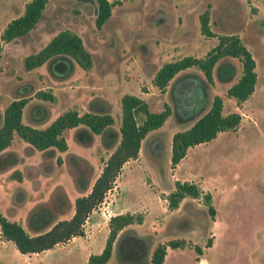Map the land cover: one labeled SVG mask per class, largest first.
Instances as JSON below:
<instances>
[{
  "label": "rangeland",
  "instance_id": "1",
  "mask_svg": "<svg viewBox=\"0 0 264 264\" xmlns=\"http://www.w3.org/2000/svg\"><path fill=\"white\" fill-rule=\"evenodd\" d=\"M28 1L0 0V33L7 22L22 13L24 3ZM108 1H114L112 9L120 13L127 28L141 22L144 12L156 11H152L154 0H150L144 9L142 0ZM205 1L159 0L160 11L167 13L171 24L159 25L155 33H142V37L137 32L136 40L131 44L119 27L111 23L93 37L82 20L74 26L77 20L70 17L68 8L82 9L89 15L93 2L47 0L36 29L21 36V48L15 51L16 44H12L9 50L1 52L0 116L11 100L25 95L29 100L22 110L24 124L43 128L59 113L73 108L79 113H109L113 118L112 128L117 130L120 123L119 99L125 93L145 101L150 111H158L168 104L171 113L160 127L146 134L138 157L122 167L115 187L84 223L82 236L72 237L66 243L38 254H21L11 242L0 237V264H85L89 254L100 252L107 234L108 218L119 211L140 213L142 223L129 227L137 234H150L153 245L168 238H183L190 244L182 249H168L162 264H264L263 31L256 32L251 23L245 27L246 19L258 17V10L264 12V0H235L236 6L216 2L212 24L209 19L215 34L236 33L252 55L256 80L253 92L245 101L238 104L226 96L227 87L240 75V63L235 58L219 59L213 67L210 82L196 68L177 73L163 91H159L151 81L163 63L185 55L203 57L216 44V36H204L199 30L196 39L178 41L180 27L176 24L189 14L187 21H191V26L194 27L193 22L198 25V15L205 9L209 11V6L202 5ZM176 17H179L177 22ZM53 19L59 26L56 27L55 23L50 25ZM258 25L264 27L263 23ZM62 29L78 34L89 53L95 47L90 38L111 48L103 52L101 61L91 56L92 65L87 71L66 58H53L37 68L26 70L23 57L33 53L35 46L41 48ZM44 30L48 34L41 41L39 36ZM185 35L193 39L194 32ZM33 37L35 45L29 43ZM140 41L143 45L138 47ZM1 45L3 49L5 44ZM59 59L63 62L62 68L54 66ZM39 89L50 91L55 102L34 98L33 93ZM215 94L222 99V115L237 112L240 123L233 130L218 132L208 142L188 147L184 157L171 169V135L189 127L209 107ZM36 107L47 111L41 120L33 118ZM192 107L195 108L191 112ZM75 131L76 128L64 132L65 151L54 150L52 153L34 150L14 135L12 144L0 158V212L7 219L18 222L29 234L38 231L30 228L28 216L45 207L56 206L59 200L55 199L54 191L57 192V188L64 191L71 207L57 214L51 209L50 214L54 211V217L50 222L70 215L75 197L83 193L76 190L70 169L89 165V173L94 178L101 168V159L112 150L104 147L100 135H93L89 144H79L75 140ZM14 157H17L16 163L6 166ZM14 170L21 173L19 181L9 178ZM175 180L192 181L210 193V203L215 209L213 219L206 214L201 198H184L176 209L168 210L165 198ZM184 215H191L195 228L186 233L164 235L166 225ZM208 239L210 245L206 246ZM114 245L107 264L115 263ZM193 245L201 249L200 254L193 250Z\"/></svg>",
  "mask_w": 264,
  "mask_h": 264
},
{
  "label": "trees",
  "instance_id": "2",
  "mask_svg": "<svg viewBox=\"0 0 264 264\" xmlns=\"http://www.w3.org/2000/svg\"><path fill=\"white\" fill-rule=\"evenodd\" d=\"M95 6L94 24L100 28L109 16L110 7L114 1L89 0ZM47 0H29L24 4L23 12L12 18L0 33V59L2 43H8L18 37L29 33L38 22ZM264 22V21H262ZM199 32L207 37L216 36V44L208 50L203 57L185 55L179 59L163 63L153 74L152 84L163 91L168 82L179 72L188 68H196L204 79L211 81L212 70L221 58H235L240 63V75L235 82L226 89V96L240 104L253 92L256 73L255 63L251 53L241 42L236 34H215L209 25V11L203 10L198 15ZM264 32V27L262 28ZM264 44V34L262 35ZM53 58H66L74 61L83 71L91 65V55L82 44V40L75 32L63 29L55 33L41 48L34 53L25 55L22 59L23 67L31 70L49 62ZM56 61L54 66L60 67L63 62ZM62 68V67H60ZM34 98L50 103L55 102V97L50 91L37 90L32 95ZM28 96L22 95L11 100L3 109L0 116V158L5 150L12 144L16 135L30 148L40 152L56 150L63 152L67 148L64 132L75 129V140L79 144H89L93 135H100L104 147L112 148L106 158L101 159L102 165L97 175L91 177L90 166H73L70 173L77 191L83 192L75 197L72 210L68 217L50 222L54 211L64 213L67 211L68 202L61 188L54 191L58 204L48 209L32 212L27 219L30 228L38 231L29 234L15 221L7 219L0 212V237L13 244L21 254H38L52 249L58 244H64L72 237L83 235V226L89 215L98 208L106 194L114 187L115 181L122 171V166L129 160L137 158L140 143L145 135L157 129L170 115V107L164 104L158 111H150L145 101L133 94L120 96V123L117 130L112 128L113 118L109 113L85 111L79 113L70 108L59 113L43 128H36L24 124L21 120L22 110L28 102ZM34 120H41L47 111L36 107ZM222 99L213 95L209 107L200 114L192 124L181 131H176L170 138L169 166L173 169L181 158L184 157L188 147L205 143L215 138L218 132L235 129L240 122V115L231 112L222 115ZM195 115V114H194ZM193 115V116H194ZM192 118V117H191ZM17 157L6 163L11 166ZM57 164L60 159L56 158ZM92 172V171H91ZM9 178L19 181L21 173L12 171ZM58 196L60 198H58ZM201 198L206 207V214L213 219L215 209L210 203V193L203 191L197 183L192 181L173 182V188L166 194L168 210H174L184 198ZM54 210L51 214L50 212ZM55 214V215H56ZM191 215L176 218L166 225L164 235L171 233H186L194 227ZM143 216L140 213H116L107 221V234L99 253L89 254L85 264H107L114 247V264H162L167 250L182 249L190 246L183 238H168L153 245L150 234H137L129 227L132 224H141ZM210 245V240L206 246ZM193 250L201 253V249L193 245Z\"/></svg>",
  "mask_w": 264,
  "mask_h": 264
},
{
  "label": "flooded vegetation",
  "instance_id": "3",
  "mask_svg": "<svg viewBox=\"0 0 264 264\" xmlns=\"http://www.w3.org/2000/svg\"><path fill=\"white\" fill-rule=\"evenodd\" d=\"M149 1L150 0H142V4H143L142 9L145 8V6L149 3ZM220 1L226 2L228 4V6H230V5L236 6L237 5L235 0H207L202 5L203 6L204 5L209 6V10L211 11V15H212V11L214 9V4H216V2H220ZM158 3H159V0H154L153 8H152V11H154V9H156V11L154 13L149 12V14H147V12H144V14L142 15L143 18H142L141 22H139V23L135 24L133 27H129V28H127V26L124 23L120 13L118 11H113L112 8L114 5L110 7L109 16L101 24L100 28H97L94 24L95 6L93 3H92L93 7H91L92 12L89 15L84 14L82 9H74L73 7H71V8H73V10H71L70 7L68 8V12L70 11L68 14L70 15V17H75V19L77 20V23H75L74 26L78 25L79 21L82 20V22H84L83 25H87V31H88L89 35H92V37L94 36V34L96 32H98V30L105 29L106 24L111 23L113 26L119 27V29L121 30L124 37L127 38V41H130V43L133 44L136 40L137 32H139L140 36L142 35V33H145V34H150V32L155 33V30L157 27H159V25H164L166 23L171 24V22H172L171 19L168 20V18L166 17V14H167L166 12L160 11V7H159ZM23 8H24V5H23ZM22 12H23V10H22ZM188 16H189V14H186L184 16V20H182L183 23H182V26L180 28V35L178 37H180L184 31H185V33H187V32L193 33L194 32V29L191 26V21H187ZM54 23L55 22L53 19V21H52V23H50V25L52 26ZM55 24H56V27L59 26L58 23H55ZM174 24H175V22H174ZM36 26L33 27V29L31 30L32 32L36 29ZM249 33H254V32H249ZM42 34L43 35L39 34L41 36V37L39 36L41 41L46 39V34H48V31L44 30V31H42ZM159 37H161V39H163V40L165 39V38H162L163 36H159ZM21 38L22 37H18L14 40L9 41L8 43H4L5 47L1 50L2 54L4 53L5 50L6 51L9 50L10 49L9 46L12 44L13 45L16 44L17 49H15V51L19 50L21 48V40H22ZM90 39L93 41V44L95 45L94 51H91L90 55L95 56V58L98 59V61H101V59L103 57L102 56L103 52L106 51L108 48L110 49L111 47L106 46V45L105 46L101 45L100 43H98V41L96 39H92V38H90ZM140 42L141 43H139V42L137 43L138 47L143 45V42L142 41H140ZM29 43L31 45H35L36 44L35 38L33 37L32 41ZM43 44H45V43H43ZM28 46H29V44H27L26 48ZM35 47H36L35 51H37L38 50L37 46H35ZM196 104L194 106H197ZM194 108L195 107H192V109H190V111L192 112Z\"/></svg>",
  "mask_w": 264,
  "mask_h": 264
},
{
  "label": "crops",
  "instance_id": "4",
  "mask_svg": "<svg viewBox=\"0 0 264 264\" xmlns=\"http://www.w3.org/2000/svg\"><path fill=\"white\" fill-rule=\"evenodd\" d=\"M258 17H252V18H248V19H246V23H245V27H247L248 26V23H251V24H253L254 25V30L256 31V32H259V31H262V28H260V26L258 25L259 23H260V25L263 23V25H264V22H262V21H264V12H262V11H259L258 10V15H257ZM178 18L179 17H176L175 18V20H176V22H177V20H178ZM209 19H210V22H211V24H212V15H211V11L209 10ZM182 20H184V18L183 19H181V21ZM182 23H183V21L181 22V23H179V24H176V26L178 25L180 28H181V26H182ZM193 28H194V35H192V33H191V35L193 36V39H191V37L190 38H187V35H185L186 33H185V31L183 32V34L180 36V39H178V41H179V43L180 42H186V41H192V40H194V39H196L197 38V30H199V25H196V23L195 22H193ZM197 26H198V28H197ZM211 27V26H210ZM262 27V26H261ZM212 30V29H211ZM213 31V30H212ZM234 34H236V33H234ZM263 34H264V32H263ZM263 34H261V37H262V35ZM51 38V37H50ZM49 38V39H50ZM48 39V40H49ZM188 39H190V40H188ZM47 40V41H48ZM163 40V39H162ZM46 41V42H47ZM45 42V43H46ZM165 42V41H164ZM176 43V42H175ZM44 45V44H43ZM179 115H182V114H180V112H179ZM240 123V122H239ZM146 136V135H145ZM145 138V137H144ZM143 138V139H144ZM141 144V143H140ZM140 149V148H139ZM138 154H139V152H138ZM137 157H138V155H137ZM129 161H132V160H129ZM129 161H127L126 163H128ZM125 163V164H126ZM124 164V165H125ZM123 165V166H124ZM122 166V167H123ZM176 167V166H175ZM114 187H115V185H114ZM113 187V188H114ZM105 198H106V196H105ZM117 213H123L122 211H119V212H117Z\"/></svg>",
  "mask_w": 264,
  "mask_h": 264
},
{
  "label": "water",
  "instance_id": "5",
  "mask_svg": "<svg viewBox=\"0 0 264 264\" xmlns=\"http://www.w3.org/2000/svg\"><path fill=\"white\" fill-rule=\"evenodd\" d=\"M56 33H57V32H56ZM53 35H54V34H53ZM53 35H52V36H53ZM79 37H80V36H79ZM82 44H83V43H82ZM83 46H84V45H83ZM85 49H86V48H85ZM86 50H87V49H86ZM87 51H88V50H87ZM34 52H36V51H34ZM34 52H33V53H34ZM26 55H27V54H26Z\"/></svg>",
  "mask_w": 264,
  "mask_h": 264
}]
</instances>
